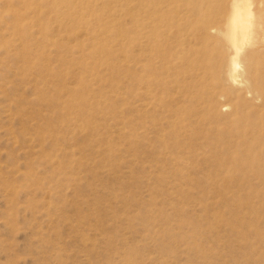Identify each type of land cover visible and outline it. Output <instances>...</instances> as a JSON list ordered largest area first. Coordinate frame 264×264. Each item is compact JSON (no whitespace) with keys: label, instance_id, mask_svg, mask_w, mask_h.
Here are the masks:
<instances>
[{"label":"rangeland","instance_id":"rangeland-1","mask_svg":"<svg viewBox=\"0 0 264 264\" xmlns=\"http://www.w3.org/2000/svg\"><path fill=\"white\" fill-rule=\"evenodd\" d=\"M51 1L0 0V264H264V145L169 127Z\"/></svg>","mask_w":264,"mask_h":264},{"label":"bare ground","instance_id":"bare-ground-1","mask_svg":"<svg viewBox=\"0 0 264 264\" xmlns=\"http://www.w3.org/2000/svg\"><path fill=\"white\" fill-rule=\"evenodd\" d=\"M51 2L101 42L125 45L131 95L160 108L169 127L217 153L264 145V0Z\"/></svg>","mask_w":264,"mask_h":264}]
</instances>
